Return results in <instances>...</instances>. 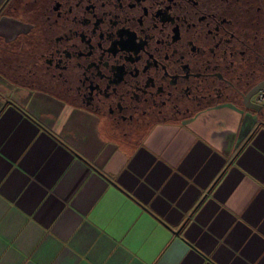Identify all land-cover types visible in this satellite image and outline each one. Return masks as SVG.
Wrapping results in <instances>:
<instances>
[{
    "label": "crops",
    "instance_id": "0c3cea01",
    "mask_svg": "<svg viewBox=\"0 0 264 264\" xmlns=\"http://www.w3.org/2000/svg\"><path fill=\"white\" fill-rule=\"evenodd\" d=\"M260 120L228 104L125 142L1 70L0 264H264Z\"/></svg>",
    "mask_w": 264,
    "mask_h": 264
},
{
    "label": "flooded vegetation",
    "instance_id": "af4514ba",
    "mask_svg": "<svg viewBox=\"0 0 264 264\" xmlns=\"http://www.w3.org/2000/svg\"><path fill=\"white\" fill-rule=\"evenodd\" d=\"M2 16L25 29L5 43L14 73L0 71L85 109L120 141L244 107L264 81V0H4Z\"/></svg>",
    "mask_w": 264,
    "mask_h": 264
},
{
    "label": "water",
    "instance_id": "95a60500",
    "mask_svg": "<svg viewBox=\"0 0 264 264\" xmlns=\"http://www.w3.org/2000/svg\"><path fill=\"white\" fill-rule=\"evenodd\" d=\"M264 87V81L261 83L259 88L250 94L244 96L243 98V106L246 109H251L257 113H259L262 116V119L260 120V124L264 125V106L257 101L254 100V96L262 90Z\"/></svg>",
    "mask_w": 264,
    "mask_h": 264
},
{
    "label": "rangeland",
    "instance_id": "374dc122",
    "mask_svg": "<svg viewBox=\"0 0 264 264\" xmlns=\"http://www.w3.org/2000/svg\"><path fill=\"white\" fill-rule=\"evenodd\" d=\"M22 46L25 47L24 45H22ZM13 53H15V52L6 51L5 43L0 42V56L2 57V59L0 61L3 62L2 64H0V68L5 69L7 72H10V74L14 73L13 67L7 66L6 63H10V62L14 63L15 62L16 56ZM13 66H15V65H13Z\"/></svg>",
    "mask_w": 264,
    "mask_h": 264
},
{
    "label": "built area",
    "instance_id": "2783aa9c",
    "mask_svg": "<svg viewBox=\"0 0 264 264\" xmlns=\"http://www.w3.org/2000/svg\"><path fill=\"white\" fill-rule=\"evenodd\" d=\"M255 100L264 106V87L255 95Z\"/></svg>",
    "mask_w": 264,
    "mask_h": 264
}]
</instances>
